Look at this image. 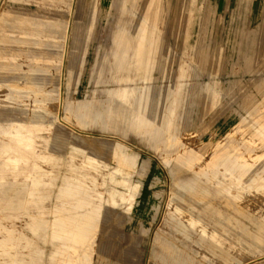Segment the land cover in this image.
Returning a JSON list of instances; mask_svg holds the SVG:
<instances>
[{"label": "rangeland", "instance_id": "374dc122", "mask_svg": "<svg viewBox=\"0 0 264 264\" xmlns=\"http://www.w3.org/2000/svg\"><path fill=\"white\" fill-rule=\"evenodd\" d=\"M148 4L0 0V264L264 260V0Z\"/></svg>", "mask_w": 264, "mask_h": 264}, {"label": "bare ground", "instance_id": "6f19581e", "mask_svg": "<svg viewBox=\"0 0 264 264\" xmlns=\"http://www.w3.org/2000/svg\"><path fill=\"white\" fill-rule=\"evenodd\" d=\"M153 0H149V4L152 2ZM149 4L147 5V7L145 8V13L143 15V17L147 18L148 15H150L149 13ZM142 25H140V28L138 30H136L135 33H131L130 34V38L128 40V46L132 49V51L135 54H140L141 52V48L143 45V40H144V34L143 31L145 29V22L142 21ZM131 79V78H129ZM122 92H126V95L128 94H132V87L129 85L124 86L123 88L119 89ZM61 116V114H60ZM264 126V125H263ZM53 141H56L57 139L52 138ZM235 165L233 164L232 167H230L228 170L232 171L234 169ZM96 169H98V167H95ZM115 170H117L116 168L114 170H111L112 172H114ZM108 174H111L110 172ZM120 199H124L125 197V193H123L122 191H120L119 193ZM131 196V195H130ZM174 197V196H173ZM114 197L112 196V199ZM114 201V200H113ZM176 209L180 210V207L178 205H176ZM98 215V214H97ZM96 216L93 214L92 216H89L88 218H82V219H78V220H74V219H62L63 222L66 221V223H71L74 222L75 226H74V233L72 236V240L74 242V251L75 254H72L70 256V258L68 259L66 264H89L90 261V254L88 252V250L91 247V242L93 239V229L95 228V223H96ZM187 221L190 223H195L196 220L195 218L188 217ZM59 223H61L60 220H58ZM205 231V230H203ZM91 232V234H90ZM209 239L211 240V243H215V242H219L220 238H218L217 233L216 232H210L208 234ZM216 246H218L219 244H215ZM82 256V257H80ZM264 257V256H263ZM262 257V258H263ZM262 258H259L262 259ZM264 259V258H263ZM250 261H254V260H248L246 262H250ZM262 261L264 260H260V262H258V264L263 263ZM245 262V263H246Z\"/></svg>", "mask_w": 264, "mask_h": 264}]
</instances>
